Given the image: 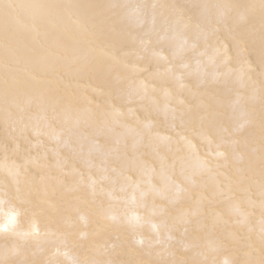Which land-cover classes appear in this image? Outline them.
Here are the masks:
<instances>
[{"label":"bare ground","instance_id":"bare-ground-1","mask_svg":"<svg viewBox=\"0 0 264 264\" xmlns=\"http://www.w3.org/2000/svg\"><path fill=\"white\" fill-rule=\"evenodd\" d=\"M74 1L0 4V264H264V0Z\"/></svg>","mask_w":264,"mask_h":264},{"label":"rangeland","instance_id":"rangeland-1","mask_svg":"<svg viewBox=\"0 0 264 264\" xmlns=\"http://www.w3.org/2000/svg\"><path fill=\"white\" fill-rule=\"evenodd\" d=\"M75 1H76V2H75ZM75 1L73 2V4H74V5L76 4L75 7H77L78 1H77V0H75ZM90 1H91V0H90ZM94 1H95V2H94ZM103 1H104V0H97V1H96V0H92V1H91V5H92L93 7L91 8V10H92V11H93V9H94V11H96L97 9H100V10H101V9L104 7V4H106V2H107L108 0H105V1H104L105 3H103ZM101 2H102V3H101ZM99 3H100L101 5H99ZM93 4H94V5H93ZM95 4H96V5H95ZM102 4H103V5H102ZM98 5H99V6H98ZM75 7H74V8H75ZM95 7H96V9H95ZM98 7H99V8H98ZM100 7H101V8H100ZM100 10H99V11H100ZM97 11H98V10H97ZM106 16H111V15H109V13H107ZM65 17H66V18H65ZM72 18H74V17H72V16L70 17V15H68V14L66 15V14H65L64 17H62L63 20L61 19V24L65 23V22L73 21L74 19L72 20ZM70 19H71V20H70ZM145 26H146L147 28H145ZM148 26H149V25H147V24H146V25H143V26L141 27L142 32H141V30L138 31L139 34L142 35V36H141V39H140L141 41H144V40L146 39V37H145L144 35L149 34V32H151V31H149V30H153L154 33H156V32L159 31V26H158V24H154V26H152V27L155 28V29H153L152 27H151V29H150ZM154 30H155V31H154ZM143 36H144V37H143Z\"/></svg>","mask_w":264,"mask_h":264},{"label":"snow or ice","instance_id":"snow-or-ice-1","mask_svg":"<svg viewBox=\"0 0 264 264\" xmlns=\"http://www.w3.org/2000/svg\"><path fill=\"white\" fill-rule=\"evenodd\" d=\"M0 4H3V0H0ZM9 7H10V5H9ZM39 7H44V6L40 5ZM13 219H14V217H13Z\"/></svg>","mask_w":264,"mask_h":264}]
</instances>
